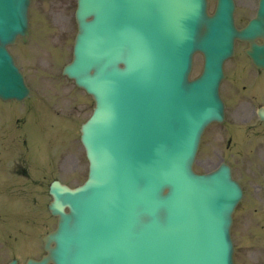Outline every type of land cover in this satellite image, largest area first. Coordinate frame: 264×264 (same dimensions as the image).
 Wrapping results in <instances>:
<instances>
[{
  "label": "rangeland",
  "instance_id": "rangeland-1",
  "mask_svg": "<svg viewBox=\"0 0 264 264\" xmlns=\"http://www.w3.org/2000/svg\"><path fill=\"white\" fill-rule=\"evenodd\" d=\"M35 5H36V9H40V10L45 11V14L47 17V22L43 23V27L41 28V30L45 31V33L47 32L48 27H51L54 25L53 20L51 18L52 9L55 7H58V6L63 9L62 26L60 28V31H61L60 42H64V44H65L62 47V49L66 54V59H68L71 55L72 37L75 33V27H76L75 22H74V17H73V11H74V5H75L74 0H36ZM51 7H52V9H51ZM55 30H58V29L53 28L50 31L53 32ZM16 53L18 54V57L20 56L22 58L21 63L24 66V68L26 69V71L29 72L32 82L37 81L39 78L37 76H33L32 72L38 73V71L42 70L40 68V65H39L40 60H33V59L29 58L28 56H26L25 53L22 52L21 48H19V47H16ZM23 58L25 60H29V59L33 60V62L36 64V66H33L31 68L27 61L24 62ZM41 62H43V61H41ZM54 64H56V60L52 61L50 63H46L45 69L53 68V71H52L53 77L58 78L57 76L60 74L61 71L58 67H56V65L54 66ZM45 72L47 73L49 71L45 70ZM49 77L50 76H46L45 78H49ZM68 82H70V81L68 80ZM30 211H34V209H31ZM40 211L41 210L36 211V215H38V213Z\"/></svg>",
  "mask_w": 264,
  "mask_h": 264
},
{
  "label": "water",
  "instance_id": "water-1",
  "mask_svg": "<svg viewBox=\"0 0 264 264\" xmlns=\"http://www.w3.org/2000/svg\"><path fill=\"white\" fill-rule=\"evenodd\" d=\"M143 53L146 54L145 51H143ZM78 54H79V55H82V53H78ZM83 54H84V53H83ZM90 66H93L95 69H96V68H97V69H102V68H104V67H102L101 65H99V64L95 61L93 55L88 54V55H86V57H84V67H85L86 71H87L90 75H92L93 72L89 70V67H90ZM133 67L136 69V66H135V65H134ZM109 71H110V70H109ZM145 74H146V71H142L141 73L137 74V75H136V80H135V82H143V78H144ZM79 77H81V76H79ZM83 78H84V76H82V79H83Z\"/></svg>",
  "mask_w": 264,
  "mask_h": 264
}]
</instances>
